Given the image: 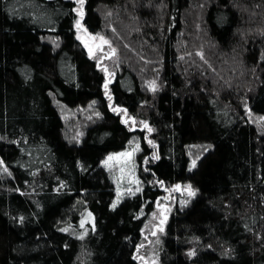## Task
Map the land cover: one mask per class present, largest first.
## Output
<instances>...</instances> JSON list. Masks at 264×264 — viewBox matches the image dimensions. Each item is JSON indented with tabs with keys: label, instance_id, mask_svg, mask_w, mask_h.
<instances>
[{
	"label": "trees",
	"instance_id": "1",
	"mask_svg": "<svg viewBox=\"0 0 264 264\" xmlns=\"http://www.w3.org/2000/svg\"><path fill=\"white\" fill-rule=\"evenodd\" d=\"M77 20L116 49L112 85ZM132 142L116 202L104 161ZM0 161V264H138L179 184L161 264H264V0H0Z\"/></svg>",
	"mask_w": 264,
	"mask_h": 264
},
{
	"label": "rangeland",
	"instance_id": "2",
	"mask_svg": "<svg viewBox=\"0 0 264 264\" xmlns=\"http://www.w3.org/2000/svg\"><path fill=\"white\" fill-rule=\"evenodd\" d=\"M78 37L80 41H83L86 48H90L91 46L94 47L98 43L104 45L105 53L97 51L92 55L95 61H102L101 66L106 67L107 71L111 73L109 79L114 78V73L117 74L119 72V58L116 54V49L110 44L105 34L89 36L85 32L79 30ZM99 37H103L104 40H107L109 43H104ZM113 49H115V52H113ZM112 53L113 55H111ZM103 56L105 58H103ZM128 119L130 120L131 118ZM138 149V143L132 142L123 152L110 154L109 156L114 157L113 160L108 161L107 165L104 163L105 167L111 173L116 188V202L122 200L127 195L135 194L138 192L137 188L140 189L135 162V155ZM121 153H127L128 155H119ZM109 156L106 157L105 161ZM179 185L180 189L178 191H172L176 185L163 189V197L156 203V209L149 216L146 223L142 243L137 255L138 264H161L160 251L165 228L177 209L184 207L188 200L195 196L189 195V185ZM190 190L194 191L192 187ZM81 225H83L81 226V231L73 228L70 229V232L76 237H84L87 231L84 223Z\"/></svg>",
	"mask_w": 264,
	"mask_h": 264
},
{
	"label": "snow or ice",
	"instance_id": "3",
	"mask_svg": "<svg viewBox=\"0 0 264 264\" xmlns=\"http://www.w3.org/2000/svg\"><path fill=\"white\" fill-rule=\"evenodd\" d=\"M76 2H77L79 5L82 6V5L85 3V0H76ZM78 15H79L80 17H83V11H82V10H78ZM76 27H77L78 30L81 28L80 20H77V21H76ZM85 31H87V30L85 29ZM77 38L79 39V37H77ZM99 39L103 40V42L106 43V44L109 43L107 40H104L103 37H99ZM113 52H115V49H113ZM201 58L203 59V56H202V55H201ZM155 84H156L155 81H151V82H150V87H151V90H152V91H155V90H156ZM105 87L107 88V85H105ZM144 126L147 128V124H145ZM148 131L151 132L152 129L149 128ZM149 143L151 144L152 142L149 141ZM153 146H154V145H153ZM119 155H128V154H127V153H121V154H119ZM113 158H114L113 156H109V157L107 158V160L104 162L105 165L108 164V161L113 160ZM154 158H157V159H158V157H154ZM0 163H2V161H0ZM195 164H196V161L193 160V161H192V166L195 167ZM5 170H6V169H5ZM188 188H189V195H190V196H194V195H195V192L190 190V189H191V186H190V185L188 186ZM179 189H180V185H176L175 188L172 189V191H178ZM139 190H140V189L137 188V191H139ZM166 190H167V189H166ZM113 207H115V205H113ZM21 220H22V218H21ZM81 226H83V225H81ZM63 230H66V229H63ZM81 238H82V237H81ZM190 255H191V253H190Z\"/></svg>",
	"mask_w": 264,
	"mask_h": 264
},
{
	"label": "flooded vegetation",
	"instance_id": "4",
	"mask_svg": "<svg viewBox=\"0 0 264 264\" xmlns=\"http://www.w3.org/2000/svg\"><path fill=\"white\" fill-rule=\"evenodd\" d=\"M101 43H98V44H96L94 47H90V49H89V52L91 53V54H93V53H95V52H97V51H99L100 53H105V51H104V45L103 46H101L100 45ZM110 55V54H109ZM111 56V55H110ZM103 58H105L104 56H103ZM102 64V61L101 62H98V65H101ZM101 67H104V66H101ZM105 68V67H104ZM108 72V71H107ZM109 75H111V73L110 72H108V74H107V79H108V83L109 84H113V78L112 79H109ZM114 75H116L117 76V74H115L114 73Z\"/></svg>",
	"mask_w": 264,
	"mask_h": 264
},
{
	"label": "water",
	"instance_id": "5",
	"mask_svg": "<svg viewBox=\"0 0 264 264\" xmlns=\"http://www.w3.org/2000/svg\"><path fill=\"white\" fill-rule=\"evenodd\" d=\"M100 45H101V46H103V44H100ZM111 55H113V53H112ZM114 79H116V75H114V78H113V80H114Z\"/></svg>",
	"mask_w": 264,
	"mask_h": 264
}]
</instances>
